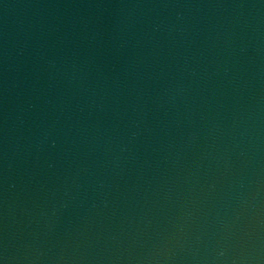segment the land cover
<instances>
[{
    "label": "water",
    "instance_id": "95a60500",
    "mask_svg": "<svg viewBox=\"0 0 264 264\" xmlns=\"http://www.w3.org/2000/svg\"><path fill=\"white\" fill-rule=\"evenodd\" d=\"M0 264H264V0H0Z\"/></svg>",
    "mask_w": 264,
    "mask_h": 264
}]
</instances>
